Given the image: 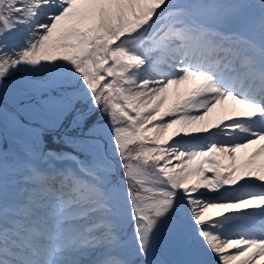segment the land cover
<instances>
[{"label": "rangeland", "instance_id": "rangeland-1", "mask_svg": "<svg viewBox=\"0 0 264 264\" xmlns=\"http://www.w3.org/2000/svg\"><path fill=\"white\" fill-rule=\"evenodd\" d=\"M75 1L0 0V209L8 202L17 204V210L5 206L0 228H11L9 220L32 228L31 237L24 236L30 242L15 233L3 241L0 233V264H88L100 258L102 264H250L256 255L262 257L264 152L253 157L239 152L237 158L229 145L220 144L244 132L248 120L237 117L217 137L203 139L210 145L206 155L213 154L202 156L193 169L169 154L185 119L216 104L210 94L199 98L208 83L232 87L225 93L235 98L238 93L255 96L264 80L258 75L264 73V61L246 52L255 38L264 54V0H86L81 10L69 11ZM196 5L209 6L208 16L217 24L212 28L238 57L229 65L225 56L213 64L205 53L207 66L200 68L190 90L166 92L157 104L140 103L150 84L141 81L140 66L151 74L175 69L172 35L158 36L161 29L177 24L182 35L193 38L199 29L197 38L209 49L210 41L200 36L203 29L192 24H199L190 9ZM52 16L55 21L48 23ZM184 41L178 37L175 44ZM254 104L264 118V104ZM24 124L54 133L73 135L71 127L84 132L69 139L70 153L60 158L44 154L65 174L75 170L82 187L89 189L81 200L62 201L73 193L44 194L45 187L34 182L37 161L41 168L53 161L38 160L28 144L36 152L55 146L41 145V140L39 146V134ZM217 146L232 154L224 167L219 161L210 166ZM14 155L20 165L16 184L15 161L9 166ZM153 194L159 196L157 202L150 201ZM229 194L234 202L209 203ZM235 203L247 208L217 214V207ZM122 221L126 241L116 233ZM226 244L234 246L227 254Z\"/></svg>", "mask_w": 264, "mask_h": 264}, {"label": "bare ground", "instance_id": "bare-ground-1", "mask_svg": "<svg viewBox=\"0 0 264 264\" xmlns=\"http://www.w3.org/2000/svg\"><path fill=\"white\" fill-rule=\"evenodd\" d=\"M84 2H86V0H76L74 2V7L69 11H75L78 9L81 10L84 7ZM47 5L49 6L50 3H47ZM64 8L65 7H63L61 10H58V13L63 12L65 10ZM53 14H55V12ZM54 18L55 17L53 16L50 17L48 19V23H53L55 21ZM179 27L180 26L177 27V24H175L171 30L168 29L165 31L164 29H161L157 33L158 36L163 34L169 36L168 32L170 31L172 35V38L170 40H172L173 45L170 49L175 55V59L172 63V66L175 67V69L169 73L161 70L158 71L157 74H151L148 71L144 72L146 67L140 66L139 68V71H143V73L140 75L141 77L143 76L141 81H145L146 79L150 80L148 89L149 93L147 96L144 94V101L140 102L144 105H146L148 102H154L156 104L159 103L158 101L162 99V96L164 94L166 95V92H169L171 90H174L177 94L183 93L186 89L190 90L193 85L197 83L199 77L198 75L201 72L200 68L206 67L204 62L194 61V55L196 52H201L200 54L204 57L206 51L188 49V47L185 48L181 45H178L177 43L175 44V39L181 37L182 35L180 33ZM38 31L40 33L42 30L39 28ZM19 37H22V35ZM17 42H20V44H22L21 40H18ZM190 54L193 55L191 56ZM136 69L138 70V67ZM218 85L208 83L204 87V94L200 95L199 97L202 99L204 98V96L207 97L205 94H210L212 97L217 98L216 104L214 106L207 105V112L204 114H200L198 116L190 115L189 117H187L183 123L182 128L180 129L182 135L177 134L172 141V147L170 149L171 151L169 157L174 156L173 158L176 159V162L180 161L181 163L185 164V168L193 169L199 163L198 161L201 159L202 156L213 154V152H209L206 155V151L210 150V145L209 143H206L203 139L207 138L209 134H212L217 137L218 132L231 127V125L234 123L232 122L233 120H240L237 117L242 118L244 120H248L250 124L243 125L242 131L244 132L237 133L234 140L229 143L220 142V144L229 145L233 151V154H236L237 158L239 152H251L250 157L258 156L262 152H264V142L260 140L261 135L264 134V126H261L260 123L257 122H262L263 118L258 116V108H256V105L254 104L258 100H261V102L264 103V100H262L263 96L254 94L255 96L252 97L248 94L238 93V96H236L237 98H235L232 95L225 93V89L234 91L232 87L222 83ZM262 86L264 87V83L262 84ZM262 86L257 90L261 91ZM242 98L245 99L242 100ZM199 104H201V102H199ZM199 107L201 108L202 104L199 105ZM177 110L178 108H175L173 112ZM152 115L154 116L155 114L152 113ZM167 116L168 114L166 115L165 119H167ZM215 117L220 119L218 124L215 121ZM250 117H255L257 121H253ZM165 119H163V121H165ZM216 155L210 160L211 167H216V161H219L221 166L224 167L225 164L230 161V156L232 154H230L228 150L217 146ZM88 192L89 190H86L84 187H80L73 197V202L81 200L83 196L88 194ZM189 193L190 192H188L187 194ZM214 193L216 192L214 191ZM214 200H217L219 202H234L235 198L230 196L229 194V196H220V199L210 198L209 203L213 202ZM243 208L247 207L235 203L227 205L223 208L217 207L216 212L217 214L226 215L228 212L233 213ZM219 238L228 242L226 237L223 235ZM259 244L261 246H264V242H259ZM224 247L227 248V251H225V253L227 254L232 251L234 246L226 244ZM260 254L262 255V257L256 255L255 259H262L256 262L254 259L250 264H264V252H260Z\"/></svg>", "mask_w": 264, "mask_h": 264}]
</instances>
